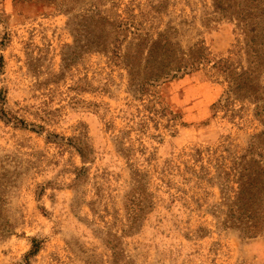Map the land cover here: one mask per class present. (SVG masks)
I'll use <instances>...</instances> for the list:
<instances>
[{"label": "rangeland", "instance_id": "rangeland-1", "mask_svg": "<svg viewBox=\"0 0 264 264\" xmlns=\"http://www.w3.org/2000/svg\"><path fill=\"white\" fill-rule=\"evenodd\" d=\"M130 1L121 13L184 48L241 46L212 0ZM89 3L0 0V264H264V237L227 229L222 206L220 167L264 129L255 107L227 102L209 67L141 96L121 61L75 47L70 19ZM137 172L143 214L129 210Z\"/></svg>", "mask_w": 264, "mask_h": 264}, {"label": "trees", "instance_id": "trees-1", "mask_svg": "<svg viewBox=\"0 0 264 264\" xmlns=\"http://www.w3.org/2000/svg\"><path fill=\"white\" fill-rule=\"evenodd\" d=\"M121 2L90 0L84 13L71 17L78 50L112 55L121 61L131 86L144 97H158L161 86L209 67L228 84L227 102L234 98L251 103L264 127V0H212L215 12L235 22L242 37L239 50L223 59L210 56L202 43L184 48L168 27L153 34L151 24L144 20L148 15L121 13ZM130 2L136 6V0ZM149 7L155 14L162 13V3ZM78 152L86 161L84 152ZM220 169L224 180L234 185L231 191L226 188L229 194L223 199L225 227L243 239L264 237V129L244 154ZM134 183L137 196L130 199L129 210L143 214L153 203L142 191L140 172Z\"/></svg>", "mask_w": 264, "mask_h": 264}]
</instances>
